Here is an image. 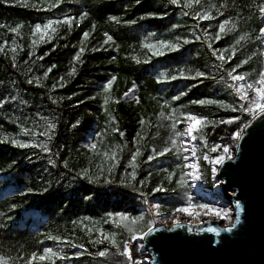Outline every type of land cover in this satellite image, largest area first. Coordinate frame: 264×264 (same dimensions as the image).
<instances>
[{"label": "trees", "instance_id": "16d2710c", "mask_svg": "<svg viewBox=\"0 0 264 264\" xmlns=\"http://www.w3.org/2000/svg\"><path fill=\"white\" fill-rule=\"evenodd\" d=\"M185 2L62 0L52 7L57 0H0V44L7 41L0 51V99L16 96V100L9 99L0 106V258L6 264H30L31 254L39 256L46 247L62 249L68 258L37 259L31 264H126L127 258L121 255L123 242L131 241L133 255L131 246L137 239L131 240V234L113 222L116 213L143 214L152 219L151 206L159 204L161 213L172 211L183 205L184 193L196 203L187 183L183 185L185 191H180L168 179L175 164L185 161L188 152L173 150L152 160L148 156L153 150L169 147L174 133L185 129L183 122L172 128L174 119L167 115L172 109L181 120L179 114L184 111L209 119L241 116L232 124L204 128L203 135L195 134V140L188 137L187 147L197 148L194 163L198 165L209 163L204 153L215 157L209 149L214 144H227L236 129L251 118L216 104L192 101L243 103L231 87L228 71L251 56L237 73H250L248 81L258 78L264 64V38L260 34L264 17L259 12L264 0H200L191 8ZM206 10L212 19L196 17L197 12ZM82 12L88 15L80 20ZM65 14L76 18L71 28L62 24L51 40L46 37L45 42L33 46V39H39V34L32 35L33 26L62 19ZM112 16L118 22L111 20ZM225 19L236 25L235 31H225L220 40H215ZM17 24L22 25L19 34L10 31ZM85 32L89 33L86 39ZM105 33L112 37L107 43ZM243 33H248V38L236 45L233 56L231 46ZM183 38L190 42L184 43ZM158 40L180 43L181 47L171 52L160 49L165 54L155 56L144 44H156ZM13 46L15 53L11 51ZM81 47L84 52L75 61ZM221 51L225 61L217 58ZM52 65L55 68L44 77ZM73 67L75 74L69 75ZM179 69H185L191 77L196 70L207 76L158 82L161 73L175 75ZM113 76L116 79L104 92V85ZM129 89H134L133 95L131 92L125 97ZM180 92L186 95L173 101L171 98ZM165 100L170 105L162 108ZM50 123H55L54 130L48 128ZM3 136L9 140H3ZM11 138L47 143L52 151L19 148L10 143ZM93 142L95 149L86 147ZM177 143L183 148L179 140ZM137 150L136 179L131 180L132 157ZM85 169L94 179L80 175ZM158 186L162 190L152 191ZM108 233H115L120 248L103 239ZM98 240L101 242L96 243ZM105 248L109 249L107 256L96 255ZM76 252L81 255L74 256Z\"/></svg>", "mask_w": 264, "mask_h": 264}, {"label": "snow or ice", "instance_id": "6c2138e0", "mask_svg": "<svg viewBox=\"0 0 264 264\" xmlns=\"http://www.w3.org/2000/svg\"><path fill=\"white\" fill-rule=\"evenodd\" d=\"M62 2V0H57L56 4H53L52 7L58 6V4ZM139 2V0H138ZM171 3L176 5L180 3V0H171ZM196 3L199 4L200 0H186L185 6L191 8L192 4ZM223 6V5H222ZM259 12L262 17H264V4H261L259 6ZM88 15L87 12H82L79 19L83 20L86 16ZM149 16H154L157 15L155 13H149ZM166 15V13L164 14ZM220 15H223V13H220ZM196 17L199 18L200 20H205V19H212L213 17L211 16L210 11H204V12H197ZM76 19L75 17H72L71 15L65 14V16L62 19H49L46 23L41 25L40 23H37L33 26L32 28V35L35 37L37 34H39V39H33L32 43L33 46L45 42V38L47 37L48 40L52 39V34H55L57 32V27L64 24L67 25L69 28L72 26V21ZM111 20L117 21L118 18L115 16L110 17ZM231 24V27H227L228 25ZM55 25V26H54ZM22 27V25L17 24L15 27L10 28V31L16 34H19V29ZM93 27H95L93 25ZM173 27H177L176 25H173ZM236 25L234 23H231L229 19L223 20L219 24V31L216 33L215 40H220L221 39V33H224L225 31H235ZM50 30V32H49ZM260 34L262 37H264V27L260 28ZM89 33L85 32L84 33V38L86 39L88 37ZM205 35H208L207 31H205ZM105 36L107 37L105 43L108 41L112 40V37L109 36L107 33H105ZM248 38V33H243L239 35V37L235 40V44L231 46L232 48V54L233 56L235 55L237 48L236 45H240L242 41H246ZM258 39L260 37H257ZM196 39H200V37H196ZM181 37H177V41H180ZM184 43H189L190 41L187 38H183ZM15 42H13L14 44ZM7 44V41L4 43L0 44V51L4 50L5 45ZM157 45H159V49L157 48ZM144 47H147L150 51H153V55L155 56H161L164 55L165 52L160 49H166L167 51H177L180 47V43H171L169 41L165 40H158L156 44H144ZM209 47L211 48L212 45L209 44ZM11 51L13 53L16 52V47L13 46L11 48ZM217 50H213L214 54L216 53ZM224 51H227L224 50ZM224 51H221L220 55L217 56V58L221 61H225V55ZM84 52V48L81 47L79 51L75 54L74 60L79 61L82 53ZM48 53H45L47 55ZM31 55V53L29 54ZM255 55V53H253ZM252 57L249 56L247 59L242 60L240 64L235 65V67H232L228 71V77L232 81L231 87L235 90L237 93V96L241 101H246L247 103H240L239 105H233V104H227L223 100H214V99H201V100H196L192 101L193 104H199V105H206V104H216L219 105L222 108H228L232 112H243L247 113L249 116L252 117V119H255L258 116H264V67H262L259 71L258 78L255 80L248 81L247 77L251 75L250 73H237V69L241 68L244 64H247L248 61ZM13 61H15V55L12 57ZM43 59V57H41ZM228 60L232 59V56H229L227 58ZM55 68V65H52L49 69H47L44 72V77H48L49 73L52 71V69ZM75 74V68L73 67L69 73V75ZM207 73L196 70L195 71V76L191 77L189 76L185 69H179L177 74L175 75H170L169 73H161L160 76L157 78L158 82H163L167 80H175L178 78H206ZM63 79V78H61ZM116 77H112L103 87V91L107 92L112 81H114ZM223 79V77H221ZM32 80H29V83H32ZM40 82V78H36V83ZM227 83V81H226ZM63 85H61L62 87ZM55 87V85L53 86ZM134 89H129L128 92H125L124 96L127 97L129 93H131ZM250 93H252L250 95ZM186 95L185 92H180L178 96H173L171 99L173 101L179 100L180 97ZM16 100V96H11V97H5L3 99H0V106L6 104L8 100ZM108 102V98L105 99V103ZM117 103L119 101H116ZM137 102H139L137 98ZM170 102L168 100H165L163 105L161 107L169 106ZM165 114L161 112V116H164ZM169 118L174 119V123L172 124V128L176 127V124H179L183 122L186 127L183 132H175L173 138L171 139L170 146L169 147H164L161 151H155L153 150V155L148 156V160H152L156 158L157 156H163L170 151H184V152H190L192 157H196L197 154V148L195 145H193L190 149L187 147V144L185 141H181L180 143L184 145L183 148H181L177 141L180 140L181 137H189L191 140L197 139V136L195 135L196 133H200L203 135V130L204 128L210 126V125H216V124H232L235 123L236 121L241 120V116L235 115V116H230L228 118H223V119H209L207 116L203 115H196L192 113L191 111H184L180 112L179 117L183 118L181 120L180 118L176 117V109H172L170 113L167 114ZM79 123V122H77ZM252 123V120H249L247 123H245L242 127H240L237 131H235L232 135V139L234 141L233 144H214L209 151L218 153L215 157H210L208 153H204L203 158L205 160H208V162L213 166L212 167V172L216 173L217 171V166L223 165L226 161H231L234 159V156L236 152L239 150V140L243 137L245 131L249 127V125ZM56 127L55 123H50L48 125V128L50 130H54ZM114 131H118V129H114ZM47 135L48 133H43ZM123 135V133H120ZM3 140L8 141L9 137L8 136H3ZM51 139V136H49V140ZM10 143L14 146H17L19 148H28V147H35V148H40L42 149L45 153L51 152L52 149L48 147L47 143H36L31 140H24L20 138H11ZM86 147L95 149L96 144L95 142L86 145ZM140 154L139 150L133 155L132 161H133V171L129 173V176L131 180L136 179V172H135V159L136 156ZM107 155V153H105ZM113 159L115 158V154H113ZM185 161L188 160V156H184ZM188 168H191L193 170L192 175L194 178H199V165L196 163H191V164H186L185 165ZM80 175L88 178V179H94V177L89 176L88 170L85 169L83 170ZM174 173H169L168 174V179L171 181L172 176ZM181 182H185L183 180V177L181 179ZM141 183H144L141 181ZM162 190L161 187H157L156 189H153L152 191H159ZM236 204V210L234 211L231 208H224L222 206H218L216 204L212 203H206V202H200V203H194L193 202V197L189 196L187 199V203L183 204L181 206L176 207L175 209L172 210V214H170L168 217L164 218L163 220L160 221V224L165 227L158 228L156 224L155 218L152 219H146V217L143 214L139 215H131L129 213H116L113 222L120 224L122 227H124L130 234V239L131 240H136L138 237H148L152 233L160 230H167L171 231L175 227H188L189 231L194 230L195 228L199 227L202 224L208 223L210 220H222L227 222L223 226H216V227H207V228H201V231H206V232H212L215 233L217 236H219L222 232H232L237 225L240 223L241 216L240 212L243 210L242 206L240 205L239 200L235 201ZM15 207V205H13ZM154 210V217H161L163 214L160 211L161 206L159 204H154L152 206ZM179 214H185L188 216L190 219L187 221V225L181 222ZM112 216L113 214H109ZM169 220H171V225L169 226ZM147 225V230H143V225ZM53 239L60 240V237H54ZM103 239L107 240L111 245H113L116 248H120V245L117 244L116 238H115V233H108V234H103ZM101 241H96V243H100ZM218 242V241H217ZM81 248H83V245H80ZM109 254V249L105 248L96 255L100 257L107 256ZM74 256H80V252H76L73 254ZM121 255L126 257V264H140L139 261L133 259V255L130 251V244L128 241L123 242V247H122V252ZM68 257L63 254V250H54L51 247H46L43 249V253L37 256V253L33 252L30 257V264L31 261H35L39 259L40 261H52L54 259H67ZM146 259V258H145ZM0 264H6V262L3 260V258H0Z\"/></svg>", "mask_w": 264, "mask_h": 264}, {"label": "water", "instance_id": "95a60500", "mask_svg": "<svg viewBox=\"0 0 264 264\" xmlns=\"http://www.w3.org/2000/svg\"><path fill=\"white\" fill-rule=\"evenodd\" d=\"M249 120L234 159L216 171L224 200L234 211L235 201L242 206L240 223L219 236L201 231L219 226L218 220L192 231L187 226L156 231L143 237L149 264H264V116Z\"/></svg>", "mask_w": 264, "mask_h": 264}, {"label": "rangeland", "instance_id": "374dc122", "mask_svg": "<svg viewBox=\"0 0 264 264\" xmlns=\"http://www.w3.org/2000/svg\"><path fill=\"white\" fill-rule=\"evenodd\" d=\"M262 56L264 59V51H263ZM263 67H264V64H263ZM131 95H133V92L131 93ZM243 103H247V102L243 101ZM185 127H186V125H185ZM240 127H242V126H240ZM238 129H236V131ZM187 139H188V137H181L179 142H181V141L186 142ZM233 143H234V141L231 137L227 144H233ZM180 145L182 147H184V145H182L181 143H180ZM217 154L218 153H216V155ZM186 155L188 156L187 162L184 160H182L180 163L177 162L175 164L174 170L172 171V173H174V175L172 176L173 186L177 187V189H179L180 191H185V188H183V185L185 183H187V186H188L189 190L192 192V195L194 197H196V199L194 200L196 203L206 202V203L216 204V205L222 206L224 208L233 209L232 205L228 201H225L223 198V193L219 189V182L216 178V173L212 172V166L209 163H207L206 161H204L201 165H199V173H205V176L199 175V178H194L192 175L193 170L191 168H188L185 166L186 164L194 163V157H192L190 152H188ZM207 164H209L210 167H208ZM182 177H183V180L185 181L183 183L181 182ZM183 196L184 197H183L182 204H186L187 198L189 195L184 193ZM151 209L154 212L152 206H151ZM162 214L163 215L161 217H155L156 224H160V221L163 220L164 218L168 217L170 214H172V211L167 210L166 212H162ZM179 216H180V220L182 223L187 224V221L190 219L185 214H179ZM213 220H215V219H213ZM226 223L227 222L222 221V220H218V222H216V224L219 226H223ZM170 225H171V220H169V226ZM145 227H144V231L147 230V226H145ZM130 244H131V241H130ZM143 245H144L143 244V237L137 238L136 245L134 243H132L131 249H133V259L139 261L140 264H149V257L150 256H149L147 250L144 248ZM134 250L137 251L136 254L134 253Z\"/></svg>", "mask_w": 264, "mask_h": 264}]
</instances>
